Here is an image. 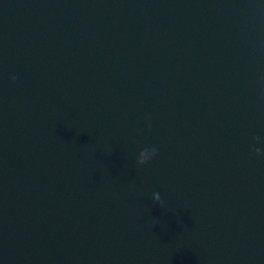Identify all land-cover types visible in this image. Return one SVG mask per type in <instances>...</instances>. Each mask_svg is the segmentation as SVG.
I'll use <instances>...</instances> for the list:
<instances>
[{"label": "water", "instance_id": "95a60500", "mask_svg": "<svg viewBox=\"0 0 264 264\" xmlns=\"http://www.w3.org/2000/svg\"><path fill=\"white\" fill-rule=\"evenodd\" d=\"M262 78V0H0V264H264Z\"/></svg>", "mask_w": 264, "mask_h": 264}, {"label": "clouds", "instance_id": "9594fccd", "mask_svg": "<svg viewBox=\"0 0 264 264\" xmlns=\"http://www.w3.org/2000/svg\"><path fill=\"white\" fill-rule=\"evenodd\" d=\"M262 2H264V0H262ZM262 79H264V78H262ZM12 80L15 81L16 77L13 76ZM156 153H157V148H153L150 151H145L144 153L141 154V157H140L138 162L141 163V164L148 163L156 155ZM251 154H253V153H251ZM253 155L261 156V155H264V154H262L259 149H256L255 153Z\"/></svg>", "mask_w": 264, "mask_h": 264}]
</instances>
